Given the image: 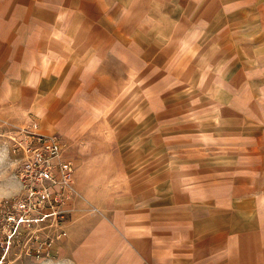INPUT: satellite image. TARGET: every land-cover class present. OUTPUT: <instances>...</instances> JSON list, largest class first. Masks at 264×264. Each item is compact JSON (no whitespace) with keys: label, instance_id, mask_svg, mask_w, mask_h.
Returning <instances> with one entry per match:
<instances>
[{"label":"crops","instance_id":"0c3cea01","mask_svg":"<svg viewBox=\"0 0 264 264\" xmlns=\"http://www.w3.org/2000/svg\"><path fill=\"white\" fill-rule=\"evenodd\" d=\"M25 107L77 152L166 161V197L139 166L140 228H172L175 264H264V0H0V115Z\"/></svg>","mask_w":264,"mask_h":264},{"label":"rangeland","instance_id":"374dc122","mask_svg":"<svg viewBox=\"0 0 264 264\" xmlns=\"http://www.w3.org/2000/svg\"><path fill=\"white\" fill-rule=\"evenodd\" d=\"M29 112L25 107L15 113L4 110L0 115L1 120H6L0 121V202L13 199L19 194L20 184L16 176L23 154L15 153L13 139L18 136L17 128L31 127L35 122L39 126V132H53L63 137L66 145L64 158L75 165L76 197L67 203V218L61 226L66 237L56 244L51 257L45 260L25 256L17 259L18 249H13L8 255L9 264H175V240H172L175 235H172V228L164 225L167 228L158 230L163 234H156V222L159 220H156L154 212L150 210L147 212L146 227L140 228L141 221L144 222L141 217L145 212L141 213L139 210L151 204H140L144 194L137 183L145 175L138 176L139 166L148 167L149 195L160 194L166 197L168 191L166 193L165 187L158 188L154 185L155 171H151L159 165L165 166L162 162L166 161H158L159 156L151 154L145 160L139 151L136 154L118 155L114 151L117 153L119 150L123 151V148L119 149L117 146L112 148L113 152L107 148L102 152L92 151L93 140L87 139L83 140L86 149L77 152L72 138L79 134L82 138V130L77 125L62 132L58 119L52 122L43 120V108H36L34 114L44 121L43 124L32 118L33 114ZM130 149L139 150L136 147L128 148ZM132 165H135L138 174L130 180L131 173L127 174L123 167ZM79 172L82 175H78ZM154 200L155 198L152 201ZM152 205L155 208V203ZM101 223L105 226H101ZM122 225L126 227L128 234L120 232L124 230Z\"/></svg>","mask_w":264,"mask_h":264},{"label":"built area","instance_id":"2783aa9c","mask_svg":"<svg viewBox=\"0 0 264 264\" xmlns=\"http://www.w3.org/2000/svg\"><path fill=\"white\" fill-rule=\"evenodd\" d=\"M15 153H22L16 179L17 197L0 202V264H9L11 250L23 256L50 258L58 242L66 237L61 227L67 218V203L76 197L75 165L64 158L65 142L58 134L17 128Z\"/></svg>","mask_w":264,"mask_h":264}]
</instances>
